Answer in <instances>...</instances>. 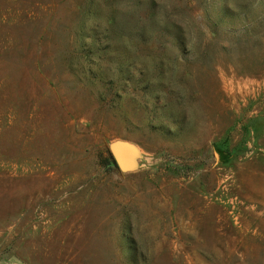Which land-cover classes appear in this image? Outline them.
I'll use <instances>...</instances> for the list:
<instances>
[{"label":"rangeland","instance_id":"374dc122","mask_svg":"<svg viewBox=\"0 0 264 264\" xmlns=\"http://www.w3.org/2000/svg\"><path fill=\"white\" fill-rule=\"evenodd\" d=\"M0 264H264V0H0Z\"/></svg>","mask_w":264,"mask_h":264},{"label":"water","instance_id":"95a60500","mask_svg":"<svg viewBox=\"0 0 264 264\" xmlns=\"http://www.w3.org/2000/svg\"><path fill=\"white\" fill-rule=\"evenodd\" d=\"M133 153V148L125 142H115L110 148V155L113 162L124 170L130 166V159Z\"/></svg>","mask_w":264,"mask_h":264}]
</instances>
